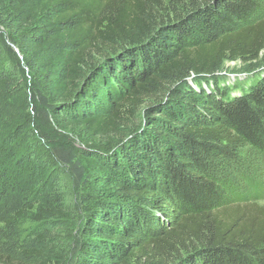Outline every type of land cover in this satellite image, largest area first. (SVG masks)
<instances>
[{"label":"trees","instance_id":"obj_1","mask_svg":"<svg viewBox=\"0 0 264 264\" xmlns=\"http://www.w3.org/2000/svg\"><path fill=\"white\" fill-rule=\"evenodd\" d=\"M264 0H0V264H264ZM231 196V197H229Z\"/></svg>","mask_w":264,"mask_h":264},{"label":"rangeland","instance_id":"obj_2","mask_svg":"<svg viewBox=\"0 0 264 264\" xmlns=\"http://www.w3.org/2000/svg\"><path fill=\"white\" fill-rule=\"evenodd\" d=\"M249 62L241 59L236 61H226L221 70L222 79L230 84H243L251 74L264 75V62H259L258 66L250 67ZM229 156L224 154L219 157V172L221 177L228 178L235 187V192L239 195L249 193L252 189L250 181L255 186H264V151L247 147ZM231 197V196H229ZM264 207V199L259 203Z\"/></svg>","mask_w":264,"mask_h":264}]
</instances>
